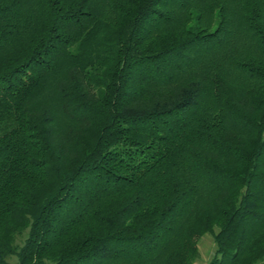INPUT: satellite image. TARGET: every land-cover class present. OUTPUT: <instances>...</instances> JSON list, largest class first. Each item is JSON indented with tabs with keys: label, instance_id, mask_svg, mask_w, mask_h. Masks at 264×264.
<instances>
[{
	"label": "trees",
	"instance_id": "1",
	"mask_svg": "<svg viewBox=\"0 0 264 264\" xmlns=\"http://www.w3.org/2000/svg\"><path fill=\"white\" fill-rule=\"evenodd\" d=\"M264 264V0H0V264Z\"/></svg>",
	"mask_w": 264,
	"mask_h": 264
},
{
	"label": "rangeland",
	"instance_id": "2",
	"mask_svg": "<svg viewBox=\"0 0 264 264\" xmlns=\"http://www.w3.org/2000/svg\"><path fill=\"white\" fill-rule=\"evenodd\" d=\"M198 253L195 258V264H208L216 248L213 236L210 234H204L197 239ZM15 257L9 259L10 264H14Z\"/></svg>",
	"mask_w": 264,
	"mask_h": 264
}]
</instances>
